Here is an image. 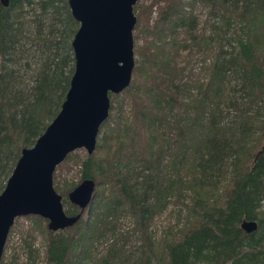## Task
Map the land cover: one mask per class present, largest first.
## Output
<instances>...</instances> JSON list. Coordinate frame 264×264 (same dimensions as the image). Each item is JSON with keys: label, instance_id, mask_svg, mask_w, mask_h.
I'll return each mask as SVG.
<instances>
[{"label": "trees", "instance_id": "obj_1", "mask_svg": "<svg viewBox=\"0 0 264 264\" xmlns=\"http://www.w3.org/2000/svg\"><path fill=\"white\" fill-rule=\"evenodd\" d=\"M140 1L131 85L110 95L96 150L81 162V181L96 186L94 200L82 211L68 199L78 186L56 187L66 214L80 216L58 233L33 216L48 225L45 262L87 264L94 243L129 215L130 234L141 242L133 264H264V0H190V10L184 0H164L162 7L160 0ZM197 5L208 12L210 35ZM36 7L42 13L33 21L40 27L33 39L54 53L26 97L17 88V70L6 63L22 67V41L31 38L25 27ZM49 13L55 25L42 38V17ZM79 27L69 0H11L8 8L0 0V195L22 151L61 111ZM140 38L146 46L137 45ZM62 44L67 54L60 59ZM171 204L185 208V223L157 241L151 222ZM245 221H256L258 230L247 234ZM109 252L103 264H132L136 256L123 261L125 254Z\"/></svg>", "mask_w": 264, "mask_h": 264}, {"label": "water", "instance_id": "obj_2", "mask_svg": "<svg viewBox=\"0 0 264 264\" xmlns=\"http://www.w3.org/2000/svg\"><path fill=\"white\" fill-rule=\"evenodd\" d=\"M139 0H69L80 27L73 39L75 72L61 111L32 148L22 151L6 188L0 195V264L16 219L38 216L58 233L73 227L78 217L66 214L62 196L54 188V174L67 157L85 149L96 150L101 126L110 115V95L131 85L136 66L134 7ZM11 0H1L5 8ZM92 181L82 182L69 196L82 211L95 196ZM242 229L258 230L256 221Z\"/></svg>", "mask_w": 264, "mask_h": 264}, {"label": "rangeland", "instance_id": "obj_3", "mask_svg": "<svg viewBox=\"0 0 264 264\" xmlns=\"http://www.w3.org/2000/svg\"><path fill=\"white\" fill-rule=\"evenodd\" d=\"M33 1L35 4H37V2H39L40 0ZM153 2L154 0H141L140 4L149 5ZM159 2L160 3L158 4V6L162 7L165 5L164 0H160ZM184 2L186 3V10H190V7L188 6L190 0H184ZM35 9V13L33 11H29L28 20L31 23H28L25 27L26 35L30 36L31 38H29V40L22 41L24 50L26 51V53L24 54V58L21 61L22 67L19 69V67L15 64L13 65L12 63H6V67H8L9 69L17 70V72L15 73L17 88L19 91H21V95H24L26 97L32 93V90L36 85V80L41 68V63L47 62L49 58V60L51 61L53 57L52 55L54 53L52 51H49L42 45L40 46L37 40L33 39V37L37 35L40 30L39 25H37L33 21L37 19V16L41 15L42 13L39 7H36ZM156 9L157 6L154 7V10ZM195 14H199L201 16V26L206 25L207 35H210L212 32V28L210 26L208 27L206 24V21L209 20L207 10H204L201 5H197ZM52 17L53 14L51 13L42 17V38L48 37L52 25H55V20ZM156 17L157 12L155 11L153 14V19H156ZM212 21L214 22V20ZM56 27L63 30V26L61 25H58ZM62 38H65V36L62 35ZM140 39L141 40H138V42H136L137 45H139V47L146 46L143 39ZM60 47L62 48V50L60 51V59L61 57L65 58L67 52H65L64 45L62 44ZM213 51L214 50L210 49L209 55H212ZM72 67L73 65L71 64L70 68L66 69V75H69V70ZM87 154L88 153L85 149L77 150L73 153L66 164L61 166L60 170L56 172L57 178L56 181L54 180L55 190L58 188L64 192L69 188L75 186L77 187L81 184V162L86 158ZM226 182V179L220 180L218 183L219 189L222 190ZM58 194L62 196L60 192ZM62 199L64 202V196H62ZM187 215L188 213L186 212L185 208H183L182 206L174 207L171 204L161 215L155 217L152 220L150 227L151 230L157 233V241H159L163 237V234L165 232H177L179 230L178 228H180L185 223ZM85 219L90 220L91 217L86 214ZM116 225V228L109 231L102 240L96 241L94 243V249H92L93 252L88 256L89 258L86 260L87 264H91L95 261L97 262V264H103V260L108 258L110 254L109 251L110 249H112V247L117 251V254L119 256L125 254V257H123V261H125L126 257L128 256L130 257L132 255H136L132 259V264L135 263L136 258L139 257V255H137V248L139 245H141V242L140 235L130 234V231L133 228V219L131 216L125 215ZM47 227L48 225L46 223L33 216L16 219L15 225L11 229L7 241L2 264H46L45 254L48 244V235L46 230ZM117 264L119 263L117 262ZM127 264H129V262Z\"/></svg>", "mask_w": 264, "mask_h": 264}]
</instances>
